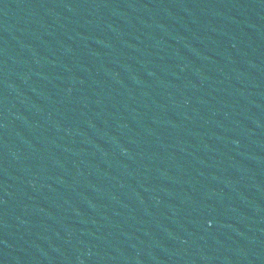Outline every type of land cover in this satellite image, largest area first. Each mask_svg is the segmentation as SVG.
<instances>
[{"label": "water", "instance_id": "95a60500", "mask_svg": "<svg viewBox=\"0 0 264 264\" xmlns=\"http://www.w3.org/2000/svg\"><path fill=\"white\" fill-rule=\"evenodd\" d=\"M0 264H96L1 21Z\"/></svg>", "mask_w": 264, "mask_h": 264}]
</instances>
